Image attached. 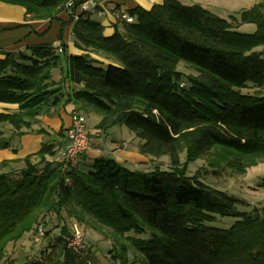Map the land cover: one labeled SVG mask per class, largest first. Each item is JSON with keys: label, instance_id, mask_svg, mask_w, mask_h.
I'll return each mask as SVG.
<instances>
[{"label": "trees", "instance_id": "16d2710c", "mask_svg": "<svg viewBox=\"0 0 264 264\" xmlns=\"http://www.w3.org/2000/svg\"><path fill=\"white\" fill-rule=\"evenodd\" d=\"M68 1L0 0L37 20L67 10L75 46L83 52L64 54L73 85L68 95L52 80L61 59L54 46L1 53L0 103L18 108L0 114V149L10 147L4 126L22 136L50 109L82 103L101 116L98 129L126 126L141 141V154L166 156L169 167L130 170L99 157L87 169L74 163L62 171L49 161L57 148L43 144L22 160L19 172H0V264L9 244L34 233L41 218H61L63 211L110 229L127 243L123 256L130 248L142 264H264V208L238 212L236 198L203 182L199 171L189 175L191 164L209 156L232 162L233 169L264 156V92H244L250 85L264 89V0L232 21L199 4L165 0L148 11L128 10L133 21H119L108 37L94 14L78 13L74 20L85 0L67 9ZM243 23L255 24V33H239ZM180 63L195 75L179 71ZM16 162L4 161L0 170ZM218 216L236 221L215 227ZM70 234L63 225L47 249L25 264H94L87 246H68Z\"/></svg>", "mask_w": 264, "mask_h": 264}, {"label": "crops", "instance_id": "0c3cea01", "mask_svg": "<svg viewBox=\"0 0 264 264\" xmlns=\"http://www.w3.org/2000/svg\"><path fill=\"white\" fill-rule=\"evenodd\" d=\"M101 6L100 13L94 14L103 26V32L106 37L115 33V27L120 24L115 18V12L125 13L128 10L141 8L150 10L154 5H161L165 0H90ZM64 24V25H62ZM62 30V39L59 34ZM60 43V49H57L61 59L59 66L52 71V80L59 83L58 86L64 95L70 94L73 85L67 77V64L62 61L67 55H81L83 52L75 46L72 36V24H70V14L67 10L62 11L53 20H37L26 14L23 7L0 2V58L2 52L20 53L26 52L30 47L41 45H52ZM65 50V51H64ZM64 51V52H63ZM97 60L107 64L108 61L94 56ZM18 106L13 104L0 103V114H11L17 110ZM78 109H80L78 111ZM74 112L81 113L87 117L90 114L95 116V121H101V116L92 107L82 103L78 105L68 103L59 109H50L49 114L42 115L39 123L34 126L32 132L16 136L10 126H4V137L9 139L10 147L0 149V164L4 161H18L0 170L2 173L19 172L25 167L22 161L27 156L38 153L43 144H53L57 150L65 143V133L71 125V118ZM98 123V125H99ZM95 125L94 133H89L91 138V148L85 152L75 162L79 169H87L91 161L99 157H108L115 159L118 163L127 167V164L133 168L142 169L141 165L148 162L146 156L139 152L136 143L130 147L125 141L117 142L106 137L108 134L104 129H98ZM45 132H39L38 130ZM121 129V128H120ZM111 142H108V140ZM48 140V141H46ZM58 153V151H57ZM129 169V168H128Z\"/></svg>", "mask_w": 264, "mask_h": 264}, {"label": "rangeland", "instance_id": "374dc122", "mask_svg": "<svg viewBox=\"0 0 264 264\" xmlns=\"http://www.w3.org/2000/svg\"><path fill=\"white\" fill-rule=\"evenodd\" d=\"M184 5L199 4L211 13L232 21V17L239 20L243 11L250 9L262 0H178ZM257 27L252 23H243L236 29L242 34H254ZM66 66L65 61H62ZM179 71L187 75H195V71L185 63H180ZM244 92L249 94L263 93L264 89L250 85ZM98 116H100L97 113ZM87 130L94 133L95 125L99 122L95 121V116L90 114L87 117ZM121 128V129H120ZM106 137L117 142L125 141L130 147L141 142L128 128L124 125H117L106 131ZM113 137V138H112ZM48 141V140H46ZM108 142H111L109 139ZM148 162L142 164V169L148 171L154 166H160L162 169L169 167V159L166 156L153 159L146 157ZM181 161H185V154L180 155ZM56 166L58 162L50 159ZM215 166L210 165L211 163ZM249 166L239 164L240 168H232L231 163L219 164L218 158L213 155L205 160H198L189 166V175L193 176L196 172H201L202 181L208 185L226 192L228 195L237 199L235 208L238 212H249L254 208H264V156L255 157L252 160L245 161ZM244 163V164H245ZM127 167L134 170L132 165ZM17 173V172H16ZM63 211V210H62ZM69 212V210L67 209ZM233 217L218 216L213 226L227 229L235 223ZM63 225H67L71 233L74 229H78L84 236L85 245L92 257L94 264H142L138 255L130 248L127 249L125 256L122 254V247L126 246L123 238H117L114 233L87 218L84 223L78 222L74 217H70L65 211L61 213V218L52 214L41 218L40 225L44 231H49L50 235L43 237L38 243L33 240L34 233H28L15 243L7 246L6 255L1 264H25L33 255L40 254L49 246V238L60 232ZM38 226V227H39ZM37 227V228H38ZM46 235V234H45ZM131 235V234H130ZM145 236H143L144 238ZM124 258V260L122 259Z\"/></svg>", "mask_w": 264, "mask_h": 264}, {"label": "built area", "instance_id": "2783aa9c", "mask_svg": "<svg viewBox=\"0 0 264 264\" xmlns=\"http://www.w3.org/2000/svg\"><path fill=\"white\" fill-rule=\"evenodd\" d=\"M75 0H69L65 8L69 9L75 5ZM101 6L90 0L80 2L77 6V13L74 15V20H77V14L90 12L92 14L100 13ZM115 18L118 21L131 23L133 18L127 13L115 12ZM55 48L60 49V43H56ZM86 118L83 114L74 112L71 118V125L65 133V143L58 150L56 161L61 165L62 171L66 170L71 164H74L80 156L91 148V138L86 130ZM44 237V228L39 226L33 236L35 243H38ZM67 244L75 251L86 248L84 236L78 229L66 237Z\"/></svg>", "mask_w": 264, "mask_h": 264}]
</instances>
